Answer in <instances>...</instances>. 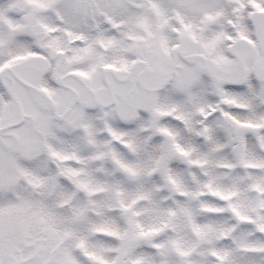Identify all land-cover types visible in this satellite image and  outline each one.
<instances>
[{"label": "snow or ice", "instance_id": "6c2138e0", "mask_svg": "<svg viewBox=\"0 0 264 264\" xmlns=\"http://www.w3.org/2000/svg\"><path fill=\"white\" fill-rule=\"evenodd\" d=\"M0 264H264V0H0Z\"/></svg>", "mask_w": 264, "mask_h": 264}]
</instances>
